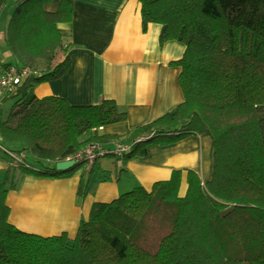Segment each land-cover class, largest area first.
Masks as SVG:
<instances>
[{
  "label": "trees",
  "instance_id": "obj_1",
  "mask_svg": "<svg viewBox=\"0 0 264 264\" xmlns=\"http://www.w3.org/2000/svg\"><path fill=\"white\" fill-rule=\"evenodd\" d=\"M10 0H0V14ZM13 0L3 41L16 62L28 68L0 121V144L8 166L0 182V264H264V0H136L142 30L162 26L159 43L184 44L172 61L183 100L171 111L107 135L99 128L126 119L113 99L68 104L62 97H37L34 87L61 78L70 67L66 30L74 1ZM59 50L52 60L53 50ZM209 132L210 176L182 169L134 186L109 201L93 202L73 235H40L9 221L7 193L16 174L65 178L81 169L78 198L101 156L121 165L147 155L148 147ZM105 150L92 165L84 161L58 171L55 163L88 143ZM113 143L112 145H109ZM117 145L126 147L115 153ZM20 155L18 159L8 152ZM31 157L36 163L26 161Z\"/></svg>",
  "mask_w": 264,
  "mask_h": 264
},
{
  "label": "crops",
  "instance_id": "obj_2",
  "mask_svg": "<svg viewBox=\"0 0 264 264\" xmlns=\"http://www.w3.org/2000/svg\"><path fill=\"white\" fill-rule=\"evenodd\" d=\"M73 1L72 20L57 24L68 33L70 67L61 78L37 84V97L56 95L72 105L113 99L126 112V119L100 127L99 132L107 135H125L130 128L171 111L183 100L177 81L180 68L172 61L182 56L185 46L176 40L160 45L162 26L158 23H151L144 32L136 0ZM57 4L54 0L46 8L54 10ZM2 71L0 67V74ZM6 99L0 97V103ZM5 117L0 116V121ZM212 151V136L205 132L171 144L151 145L145 157L129 160L124 166L113 157L101 156L83 198L76 194L81 169L65 178L16 174L15 187L6 197L9 221L40 235L63 231L73 235L93 202L109 201L138 185L149 189L155 181L168 179L173 169L183 170L182 190L186 187L185 169L207 179ZM7 159L0 152L2 175Z\"/></svg>",
  "mask_w": 264,
  "mask_h": 264
},
{
  "label": "built area",
  "instance_id": "obj_3",
  "mask_svg": "<svg viewBox=\"0 0 264 264\" xmlns=\"http://www.w3.org/2000/svg\"><path fill=\"white\" fill-rule=\"evenodd\" d=\"M32 73V71L28 70V68L18 69L14 66H9L6 69H3L0 74V96L9 95L12 93L17 84L28 74ZM117 149L114 150L115 153L119 151H123L126 147L117 145ZM104 149L101 147L99 143L91 142L86 146L81 148L78 152H76L71 157H67L66 159H74L75 161H84L86 165H92L94 161L104 153ZM11 157L18 159L20 155H14V153L7 151Z\"/></svg>",
  "mask_w": 264,
  "mask_h": 264
},
{
  "label": "rangeland",
  "instance_id": "obj_4",
  "mask_svg": "<svg viewBox=\"0 0 264 264\" xmlns=\"http://www.w3.org/2000/svg\"><path fill=\"white\" fill-rule=\"evenodd\" d=\"M13 3H14L13 0H10L8 2V4L4 7V9L2 10V12L0 14V31H1V29H3L4 22L7 23V20L9 18L10 12H11V8L13 6ZM65 41L68 42L67 38H65ZM58 56H59V50L57 48H55L53 50L50 58L52 60H54V59H57ZM0 60L2 62H11V63H15L16 62L15 57L11 54V52L9 51V49L6 46L5 42L3 41V33H2V35H0ZM14 100H15V98L11 97V98L6 99L4 102L0 103V116L4 117L5 115H7L8 111H9V108L11 107V104H12V102H14ZM0 152L4 153L2 150H0ZM104 158L109 159L110 157L109 156H105ZM26 161L28 163L32 164V165H36V163H34V161H33V159L31 157H26ZM102 161H103V158H102ZM4 175L5 174L2 175V173H0V182L3 181Z\"/></svg>",
  "mask_w": 264,
  "mask_h": 264
},
{
  "label": "water",
  "instance_id": "obj_5",
  "mask_svg": "<svg viewBox=\"0 0 264 264\" xmlns=\"http://www.w3.org/2000/svg\"><path fill=\"white\" fill-rule=\"evenodd\" d=\"M75 164L74 159H64L55 163V169L58 171L66 170Z\"/></svg>",
  "mask_w": 264,
  "mask_h": 264
}]
</instances>
